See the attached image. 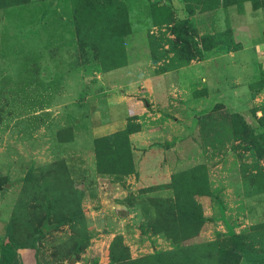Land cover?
Returning <instances> with one entry per match:
<instances>
[{"label": "rangeland", "instance_id": "rangeland-1", "mask_svg": "<svg viewBox=\"0 0 264 264\" xmlns=\"http://www.w3.org/2000/svg\"><path fill=\"white\" fill-rule=\"evenodd\" d=\"M15 212L7 264L264 260V0H0V256Z\"/></svg>", "mask_w": 264, "mask_h": 264}, {"label": "crops", "instance_id": "crops-1", "mask_svg": "<svg viewBox=\"0 0 264 264\" xmlns=\"http://www.w3.org/2000/svg\"><path fill=\"white\" fill-rule=\"evenodd\" d=\"M32 1L33 0H30V2H32ZM248 3L251 4V2H246L244 4V7L247 10L251 7V5H249ZM174 6H175V8H182L183 2L179 3L176 1V5H174ZM251 10L253 11V8H251ZM261 11H262L261 8L254 9V12H256V13H259ZM251 13H253V12H251ZM128 69H129V66L124 67V68H120L118 70H114L112 72H109L104 76H112L109 79L117 78L120 85H121L122 84L121 80L123 81V77L126 74V72L128 71ZM78 92L82 93L83 91H82V89H80L74 93L77 94ZM97 96H100V95L98 94ZM117 98H119V97L109 98V96H108L105 99L107 101H112V100H115ZM87 99H89V98L87 97ZM77 101H79V102L74 105V108H79L80 104L83 106L86 104L85 100L84 101L83 100L82 101L77 100ZM72 112H73L72 115L74 116L75 113H74V111H72ZM93 117L90 116V117H86V118H82V119H76L78 122L74 121V119H73V126L75 128H77V130L74 129L73 138L69 142L64 143L65 146L73 147L74 151L77 150L79 152V155L82 156V158L88 156V161H90V164L86 165V169L90 173H95V167H96L95 166V159H94L95 153L93 152L94 143L92 141L99 139L103 136H106L108 134H112L116 130H122L124 128V123H122V122H119V123L116 121L105 122L104 120L102 121L101 118H100L101 122H97L94 119L97 120V118H99L100 115L98 117L97 116H93ZM84 125H85V127H83ZM155 133H156V130H154V129H150V130L143 129V131L131 134L129 136V140H130L131 148H132V156L134 157L133 169H135V172L138 170L136 163H139L138 162L139 157H137L136 154L141 153V152H137V150L148 149L149 148L148 146L151 144V138H152V136L155 135ZM87 142L89 143V145L90 144L91 145L87 146V144H86ZM84 147H86V148H84ZM85 149H86V151H85ZM144 153H146V152H144ZM91 158L93 160L92 163H91ZM149 166H150L149 170H154L155 166L153 164H149Z\"/></svg>", "mask_w": 264, "mask_h": 264}, {"label": "trees", "instance_id": "trees-1", "mask_svg": "<svg viewBox=\"0 0 264 264\" xmlns=\"http://www.w3.org/2000/svg\"><path fill=\"white\" fill-rule=\"evenodd\" d=\"M17 207L18 206H16V209L19 208V207L18 208ZM16 216H17V214L15 212L14 215L12 216V220H11V224H10V232H9V235H8V242L2 244L1 256H0V264H7L8 260H9V257L12 254V250L15 247L19 246L18 241L15 239V236H16L17 233L20 232L21 234H24L25 231H30V230H31L30 231L31 232L30 236H34L36 234H40L41 233V231L36 227L38 225L39 221H35L36 223L31 221V220L26 222L25 218H21L20 219L21 220V224L19 225L20 227H18L17 226L18 221L15 218ZM47 220L49 221V223L51 221L54 224L59 222L55 218H47ZM20 246H23V245H20ZM258 264H264V260H262Z\"/></svg>", "mask_w": 264, "mask_h": 264}]
</instances>
